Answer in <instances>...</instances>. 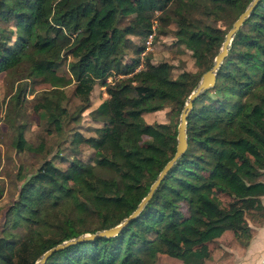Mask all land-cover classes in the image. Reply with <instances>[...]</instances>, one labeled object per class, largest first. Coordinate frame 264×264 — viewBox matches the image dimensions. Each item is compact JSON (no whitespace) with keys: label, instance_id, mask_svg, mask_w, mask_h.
Here are the masks:
<instances>
[{"label":"trees","instance_id":"trees-1","mask_svg":"<svg viewBox=\"0 0 264 264\" xmlns=\"http://www.w3.org/2000/svg\"><path fill=\"white\" fill-rule=\"evenodd\" d=\"M249 1L0 0V73L18 71V80L48 86L32 110L53 131L68 116L64 87L73 85L78 113L89 106L94 84L106 86L108 95L89 112L105 133L73 136L94 149V164L72 160L62 170L46 159L17 176L21 183L4 213L0 264H34L54 245L112 227L134 210L176 143V124H147L142 114L161 108L156 96L179 114L225 34L201 18L220 20L236 8L234 21ZM153 20L155 30L173 21L177 41L190 50L198 71L172 77L169 63L144 59L134 72ZM128 37L142 39L141 45ZM127 48L132 57L125 63ZM110 75L120 77L108 84ZM23 93L19 83L11 96L15 107ZM9 122L15 151H35L24 125ZM186 139V151L135 219L115 236L68 246L44 264H154L159 255L204 264L208 244L225 231L247 244L251 227L264 221V0L233 36L214 86L193 102ZM105 142L112 146L108 155L101 151ZM120 162L127 168L122 175L115 172ZM217 194L229 202L223 205ZM41 206L50 219L39 217Z\"/></svg>","mask_w":264,"mask_h":264},{"label":"rangeland","instance_id":"rangeland-1","mask_svg":"<svg viewBox=\"0 0 264 264\" xmlns=\"http://www.w3.org/2000/svg\"><path fill=\"white\" fill-rule=\"evenodd\" d=\"M235 10L236 8L232 9L230 14L223 16L220 20H214L212 17L201 19L212 27H217L226 33L233 22ZM192 13L194 19L200 17L198 11L195 10ZM157 27L160 31L158 29L154 31L150 48L145 51L141 59L139 57V61H141L140 69L143 68L144 59H148V62L152 64H157L161 61L169 63L172 67V77H175L181 71H198L199 68L194 64L190 50L177 41L174 35L176 26L173 21L171 20L165 27H160L159 25ZM128 38L134 45H141L142 43L140 38ZM129 50L130 48L126 49L122 58L125 63H128L132 57ZM68 60L69 58L67 57ZM61 71L62 73L65 72V65L61 67ZM18 75V71L0 73V187L2 190L0 195V235L4 222V213L15 199L17 187L21 183V180L17 177L18 175L34 172L46 159H50L54 165L62 170L67 168L72 160L92 165L97 158L94 149L81 142H73V136L75 133H80L84 138L89 136L97 137L105 133L102 122L92 121L89 112L108 97L105 92L106 86H101L98 83L94 84L89 95V106L81 113L77 112L81 102L72 94L73 85L70 84L64 87L65 98L62 101V105L67 110L68 116L64 117L61 130L55 132L47 125L45 120L39 117L37 112L32 110V105L40 93L47 89L48 86L32 82L31 80H18ZM119 77L110 75L105 81L111 84L114 78L118 79ZM19 83L24 87V93L21 96L24 99L15 107L11 96ZM156 100L161 103V108L153 112L143 113L144 122L153 125L160 124L168 128L175 124L177 125L179 114H176L167 100L160 96H156ZM74 115L76 120H71L70 117ZM12 118L15 119L16 123L24 125V138L30 147L36 149L35 151H15L11 144L14 130L10 125L9 119ZM144 140H147V137L142 136V141ZM111 149V144L105 142L101 151L108 155ZM125 169H127L125 165L120 162L115 172L122 175ZM217 197L223 205L229 202V198L222 194H217ZM38 211L40 218L50 219L52 217V214L44 206L39 207ZM215 246V242L208 244L209 249L212 250ZM171 260L177 261L178 259L171 258Z\"/></svg>","mask_w":264,"mask_h":264},{"label":"water","instance_id":"water-1","mask_svg":"<svg viewBox=\"0 0 264 264\" xmlns=\"http://www.w3.org/2000/svg\"><path fill=\"white\" fill-rule=\"evenodd\" d=\"M260 0H250L245 6L243 11L236 17V19L231 23L229 29L223 36V40L218 49V52L213 57L211 66L204 71L195 88L188 94L186 100L184 101L182 108L179 112L178 123L176 125V135H175V148L172 157L163 165L161 170L156 175L154 181L150 184L146 194L143 198L137 203L134 210L125 217L118 224L109 227L107 229L97 230L94 233H83L74 238L64 240L53 247L45 250L40 257L34 262V264H44L48 257H50L54 252L65 249L68 246L77 244L79 242H84L88 240H93L95 238L101 237H112L115 236L123 227L129 224L136 216L140 213L146 203L152 197L154 191L158 187L159 183L163 180L170 168L176 163V161L184 154L187 148V139H186V124L189 113L192 110L193 102L195 99L201 95L204 91L212 88L216 81L217 71L223 61V59L228 54V48L230 46L231 40L241 25L249 17L252 10L258 4Z\"/></svg>","mask_w":264,"mask_h":264},{"label":"crops","instance_id":"crops-1","mask_svg":"<svg viewBox=\"0 0 264 264\" xmlns=\"http://www.w3.org/2000/svg\"><path fill=\"white\" fill-rule=\"evenodd\" d=\"M260 202L264 207V196ZM214 242L216 246L213 250L207 246L204 264H264V221L251 227V237L245 246L239 245L227 231ZM171 258L159 255L154 264H181L180 260L172 261Z\"/></svg>","mask_w":264,"mask_h":264},{"label":"built area","instance_id":"built-area-1","mask_svg":"<svg viewBox=\"0 0 264 264\" xmlns=\"http://www.w3.org/2000/svg\"><path fill=\"white\" fill-rule=\"evenodd\" d=\"M155 27H156V21L153 20L152 23H151V31L146 36L145 41H144V48H143V50L139 54L140 59L143 57L145 51H147L150 48L151 40H152V37L154 36ZM140 67H141V61L139 62V64L137 65V67L134 69V71L139 70Z\"/></svg>","mask_w":264,"mask_h":264}]
</instances>
